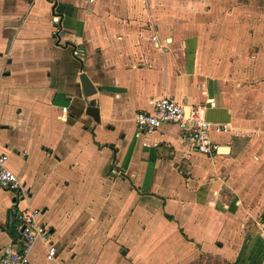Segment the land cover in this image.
I'll return each mask as SVG.
<instances>
[{
	"label": "crops",
	"instance_id": "1",
	"mask_svg": "<svg viewBox=\"0 0 264 264\" xmlns=\"http://www.w3.org/2000/svg\"><path fill=\"white\" fill-rule=\"evenodd\" d=\"M180 2L0 0V151L24 187H0V264L27 206L51 229L30 264H264V124L179 53ZM166 96L212 155L137 128Z\"/></svg>",
	"mask_w": 264,
	"mask_h": 264
},
{
	"label": "rangeland",
	"instance_id": "2",
	"mask_svg": "<svg viewBox=\"0 0 264 264\" xmlns=\"http://www.w3.org/2000/svg\"><path fill=\"white\" fill-rule=\"evenodd\" d=\"M179 53L197 72L240 86L242 117L264 124V0H181ZM247 86V87H246ZM259 117V116H258Z\"/></svg>",
	"mask_w": 264,
	"mask_h": 264
},
{
	"label": "built area",
	"instance_id": "3",
	"mask_svg": "<svg viewBox=\"0 0 264 264\" xmlns=\"http://www.w3.org/2000/svg\"><path fill=\"white\" fill-rule=\"evenodd\" d=\"M55 1V0H51ZM75 55H83L82 50H75ZM172 123L179 127L182 139L193 148L205 155H212L217 144L208 133L209 123L201 116L199 109H193L186 114V106L168 96L156 99L154 110L140 111L136 115L137 128L144 132H153L163 124ZM0 187L24 193V187L17 174L7 165V154L0 151ZM41 210L27 206L16 213L18 233L13 241L7 245L1 256V264H30V253L35 243L47 240L51 233L48 225L39 221ZM56 248L49 246L48 257H54Z\"/></svg>",
	"mask_w": 264,
	"mask_h": 264
}]
</instances>
